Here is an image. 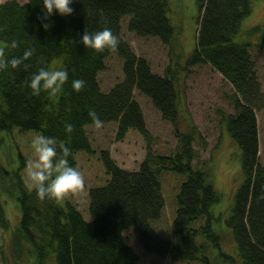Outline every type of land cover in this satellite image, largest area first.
Returning <instances> with one entry per match:
<instances>
[{
    "label": "trees",
    "instance_id": "trees-1",
    "mask_svg": "<svg viewBox=\"0 0 264 264\" xmlns=\"http://www.w3.org/2000/svg\"><path fill=\"white\" fill-rule=\"evenodd\" d=\"M195 3L194 44L186 58L172 49L171 61L161 75L134 52L122 37L121 27L126 18L129 30L173 45L182 23L180 19L174 22L179 29L176 34L168 15L173 10L169 0H73L71 16L54 13L47 19L39 18L44 15L43 0L0 1V44L13 39L19 42L18 48L9 50V56L35 49L26 61L30 65L27 71H0V134L25 127L56 137L70 147L69 162L75 167L76 152L92 150L86 126L92 123L88 112L94 109L103 122H116V139L124 138L133 128L146 143L135 170L117 166L108 149L99 151L108 178L104 184L88 188L89 220L70 202L38 199L34 187L25 185L17 175L15 198L20 216L15 225L6 215L0 190V227L8 234L0 244L2 264H140L139 253L126 240L128 229L134 230L141 248L172 261L264 264V199L257 200L264 192V165L259 161L256 117L264 106V91L251 51L252 47L264 51V24L247 31L257 34L256 41L237 40L251 0ZM105 26L118 36V51L97 53L85 48L80 42L85 29L95 32ZM111 53L123 59L122 78L104 91L98 73ZM201 62L219 71L233 88L229 95L233 112H222L221 117L228 137L240 150L241 179L225 220L236 251L223 245L224 229L216 223L220 216L212 209L221 193L214 185L208 165L211 160L202 159L194 147L193 142L201 137L185 107L183 79L189 65ZM40 67L68 70V81L56 97L43 91L33 96L25 85ZM75 79L86 81L81 92L72 88ZM135 89L148 96L161 117L171 123L176 144L169 153L152 150L153 135L134 97ZM66 123L74 126L72 133L65 131ZM166 174L181 177L174 197L171 239L152 226L165 204L162 181Z\"/></svg>",
    "mask_w": 264,
    "mask_h": 264
},
{
    "label": "rangeland",
    "instance_id": "rangeland-1",
    "mask_svg": "<svg viewBox=\"0 0 264 264\" xmlns=\"http://www.w3.org/2000/svg\"><path fill=\"white\" fill-rule=\"evenodd\" d=\"M4 1V0H0ZM24 2L26 0H18ZM171 7L169 17L176 23L181 20V32L176 27L173 45L170 46L161 42L153 36H141L128 29L126 18L122 19L121 33L124 40L128 42L137 55L145 57L152 67V70L163 75L165 69L171 61L170 53L175 48L176 52H183L182 58L188 56L194 44V30L196 26L197 7L195 0H169ZM177 12V15H175ZM174 18V19H173ZM177 20V21H176ZM264 24V0H251L250 12L241 20L239 31L236 33L237 40L256 41L257 34H249L247 31L254 25ZM175 34V35H176ZM255 61V68L264 91V51L254 47L251 48ZM123 59L116 54H110L105 58V67L98 73V81L102 90H108L114 83L122 78ZM186 78L183 79V95L185 107L191 122L196 126V131L200 137L193 142L198 149L202 159L211 160L209 166L212 167L214 185L221 193L220 200L212 208L220 220L224 232H222L223 245L233 248L236 245L232 238L230 228L225 220L230 215V206L233 203L234 191L241 179L240 176V150L237 145L228 137L224 123L222 125V112L232 113L233 104L229 95L233 92L231 84L223 78L222 74L213 68L209 63L201 62L189 65ZM134 97L140 103L147 127L152 133L151 148L155 153H169L176 144V137L173 133L172 125L163 119L158 110L152 104L150 98L137 89L134 90ZM257 125L259 130V161L264 165V106L256 112ZM184 124V119L182 120ZM12 132L0 134V190L5 201V210L11 222L16 223L18 217V207L16 200L10 197L3 188H8V193L16 192L14 171H18L25 185L30 187L31 181L27 176L26 164H21V158L17 157L19 151L25 162L35 158V150L32 140L40 132L30 128H16ZM88 137L91 142V151H77V168L80 169L86 178V188L79 196L67 198L87 215V194L88 188L92 185L104 184L108 178L104 164L100 158L99 151L108 149L111 157L122 168L135 170L145 153V141L142 135L131 128L124 138L116 139V122H104L101 129H96L93 123L86 126ZM202 142V143H201ZM18 146V148H17ZM195 163V160L193 161ZM12 166L8 170L9 166ZM2 178L1 172H6ZM183 176V175H182ZM181 177L173 174H166L162 181V191L165 200V209L162 211L158 221L152 226L164 237L171 239L170 223L174 216V197L178 190V183ZM215 225V224H214ZM7 232L0 229V244L7 237ZM169 235V236H168ZM126 240L134 246L139 253L140 264H185L184 261H172L162 258L156 254L145 252L132 229L125 231ZM230 250V251H234ZM225 260V258H221ZM0 264L2 261L0 260ZM188 264H199L198 261H191ZM217 264H219L217 262Z\"/></svg>",
    "mask_w": 264,
    "mask_h": 264
},
{
    "label": "clouds",
    "instance_id": "clouds-1",
    "mask_svg": "<svg viewBox=\"0 0 264 264\" xmlns=\"http://www.w3.org/2000/svg\"><path fill=\"white\" fill-rule=\"evenodd\" d=\"M73 0H43L44 15L40 19H47L54 13L61 16H71L74 12L71 6ZM45 28L47 24L43 25ZM0 31H3L0 28ZM80 42L85 48H91L97 53L105 50L117 52L120 40L110 27H103L102 30L89 32L85 29ZM19 47V42L15 39L7 44H0V71L22 70L27 71L30 65L26 63L35 53L34 48L26 49L22 56H9L10 49ZM68 70L50 69L40 67L37 72L32 73L25 80V85L31 89L33 96H39L41 92H46L51 97H56L62 92L63 86L68 81ZM86 87V81L75 79L72 81V88L76 92H81ZM88 116L91 118L96 129H101L104 122L99 118L94 109L89 110ZM65 131L72 133L74 126L71 123L65 124ZM35 150V158L26 162V171L31 187H34L36 195L40 200H53L60 203L69 197L79 196L85 191L86 178L84 173L77 167L72 166L69 157L72 155L71 149L56 137L37 135L32 140ZM264 199V192L257 198Z\"/></svg>",
    "mask_w": 264,
    "mask_h": 264
},
{
    "label": "bare ground",
    "instance_id": "bare-ground-1",
    "mask_svg": "<svg viewBox=\"0 0 264 264\" xmlns=\"http://www.w3.org/2000/svg\"><path fill=\"white\" fill-rule=\"evenodd\" d=\"M146 36H152V35H146ZM153 37H155V36H153ZM111 54H116V53H111ZM110 55V54H109ZM109 55H107V56H109ZM116 55H118V54H116ZM106 56V57H107ZM150 63V62H149ZM151 66V65H150ZM151 70H152V67H151ZM153 71V70H152ZM154 72V71H153ZM156 73V72H155ZM168 121V120H167ZM171 124V123H170ZM17 148H18V146H17ZM77 153V152H76ZM17 157L19 158H21V164L20 165H25L26 164V162H25V158L24 157H22V155H21V153L19 152V151H17ZM116 165L117 166H119L117 163H116ZM75 167H77V161L75 162ZM121 167V166H120ZM9 169L8 170H10L11 168H12V166L10 165L9 167H8ZM129 170V169H128ZM8 171H6V172H1L2 173V178H3V176H4V174L5 173H7ZM14 175L15 176H17V175H19V172L18 171H14ZM20 176V175H19ZM20 178H21V176H20ZM22 179V178H21ZM23 180V179H22ZM16 181V180H15ZM24 182V181H23ZM101 185V184H100ZM3 190H5V192H7V194L10 196V197H12L13 199H15L16 200V198H15V195H16V192H13L12 194H10V193H8V190L4 187L3 188ZM2 199H3V196H2ZM87 200L89 201V197H88V194H87ZM70 202L71 204H73L76 208H77V210H79L82 214H83V217L85 216L84 215V213H83V211L81 210V209H79L74 203H72L70 200H68V199H65L64 201H62V202ZM2 202H3V206H4V208H5V201L4 200H2ZM16 203H17V201H16ZM17 207H18V204H17ZM165 209V204H164V207H163V210ZM162 210V211H163ZM5 212H6V210H5ZM6 215H7V217H8V219H9V221H10V223L12 224V225H15V224H17V222H18V220H19V216H20V209H19V207H18V217H17V222L16 223H12L11 222V219H10V217H9V215L7 214V212H6ZM87 216L86 217H88V216H90V218H91V214H90V212H89V209H88V205H87V214H86ZM85 218V217H84ZM90 218H85V219H87V220H89ZM160 218V217H159ZM158 218V219H159ZM158 219H154V220H152V223H154V222H156V221H158ZM171 224V223H170ZM0 229H1V231H3V229L0 227ZM170 229H171V227H170ZM157 230V229H156ZM158 231V230H157ZM3 232H6V231H3ZM164 235V234H163ZM143 249V248H142ZM144 250V249H143ZM145 252H147V253H151V254H154V253H152V252H148V251H146V250H144Z\"/></svg>",
    "mask_w": 264,
    "mask_h": 264
}]
</instances>
